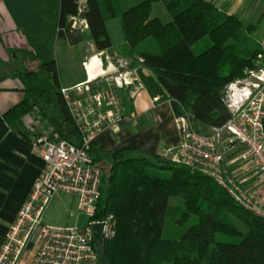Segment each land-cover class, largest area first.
<instances>
[{
    "label": "trees",
    "instance_id": "16d2710c",
    "mask_svg": "<svg viewBox=\"0 0 264 264\" xmlns=\"http://www.w3.org/2000/svg\"><path fill=\"white\" fill-rule=\"evenodd\" d=\"M154 1L121 10V0H59L56 40L74 48L117 50L130 67L141 58L175 116H187L197 132L223 125L230 117L226 85L264 67V48L249 41L257 24L243 23L207 0H160L170 15L162 22L150 17ZM75 17L86 29L73 26ZM147 38L158 53L136 49ZM202 40L203 49L195 53L192 46ZM17 76L24 95L2 114L4 120L35 114L59 139L79 145L58 62L23 68ZM118 93L129 112L128 91ZM90 153L101 170L95 217L113 214L117 223L116 235L104 242V264H264V218L240 207L211 178L139 150L91 147ZM154 168L170 170L171 177ZM170 196H179L182 205L168 206ZM233 219L247 230L240 231Z\"/></svg>",
    "mask_w": 264,
    "mask_h": 264
},
{
    "label": "built area",
    "instance_id": "2783aa9c",
    "mask_svg": "<svg viewBox=\"0 0 264 264\" xmlns=\"http://www.w3.org/2000/svg\"><path fill=\"white\" fill-rule=\"evenodd\" d=\"M76 21L81 30L87 27L83 19L76 17L73 26ZM96 52L81 63L85 80L61 88L80 144L59 139L36 117L32 145L44 161V168L9 226L0 246V264H104L93 241L92 225L102 224L105 242L116 235L117 223L113 214L95 217L101 170L90 148L102 129L112 128L125 118L118 91L127 90L132 97L142 85L129 59L113 62V56L105 50ZM92 56H98L103 73H98L95 66L90 74ZM249 77L256 80L250 81ZM224 101L230 117L206 132L194 130L187 116L174 115L179 140L163 147L159 156L211 178L240 207L264 218V67L247 70L245 77L228 83ZM236 146L240 147L238 151L234 150ZM234 164L239 165L234 168ZM64 192L76 198L77 209L87 216L84 225L43 222L51 198Z\"/></svg>",
    "mask_w": 264,
    "mask_h": 264
},
{
    "label": "crops",
    "instance_id": "0c3cea01",
    "mask_svg": "<svg viewBox=\"0 0 264 264\" xmlns=\"http://www.w3.org/2000/svg\"><path fill=\"white\" fill-rule=\"evenodd\" d=\"M207 1L243 23L257 24L254 32L261 31L264 40V0ZM58 9L59 0H0V246L44 168V161L32 145L36 115H24L7 123L2 114L23 98L17 72L56 60ZM132 69L142 88L130 97L131 110L125 112L123 107L125 118L112 128L102 129L91 147L100 152L139 150L160 158L163 147L179 140L170 99L154 74L139 61ZM81 76H84L82 80ZM85 78L82 67V72L62 87H70ZM239 149L236 146L234 150Z\"/></svg>",
    "mask_w": 264,
    "mask_h": 264
},
{
    "label": "rangeland",
    "instance_id": "374dc122",
    "mask_svg": "<svg viewBox=\"0 0 264 264\" xmlns=\"http://www.w3.org/2000/svg\"><path fill=\"white\" fill-rule=\"evenodd\" d=\"M141 1L142 0H121V10H126ZM150 17H158L162 22H167L170 20V15L164 9L160 0L152 2ZM78 25L79 23L76 21L75 26L77 27ZM262 36L263 33H261V31L250 34V44L255 47L261 45L264 48V44H262L264 41H262ZM205 43L206 40H202L194 44L192 46V50L195 53L201 51ZM57 46L58 48L55 59L60 66L62 79L64 82L75 78L79 73H81L82 61L86 57L97 53L91 44H87L83 49L81 46L77 48H67L61 42H59ZM136 49L148 51L154 54L159 52L158 46L152 38H147L140 42ZM108 53L113 56V62H115L117 58H126L123 55H120L118 51L114 49H111V52ZM103 62L105 61L103 60ZM104 66H106V62ZM249 79L250 81L256 80L254 77H249ZM26 117H28V115ZM154 170L162 177H171L170 170L163 168H154ZM76 204V198L69 193L64 192L55 194L45 208L42 216L43 222L48 225H84V223L87 221V216L77 209ZM167 204L168 206H181L182 199L179 196H170L167 200ZM233 222L240 231L245 232L247 230L246 226L241 221L233 219ZM168 225L171 226L172 224L168 222Z\"/></svg>",
    "mask_w": 264,
    "mask_h": 264
},
{
    "label": "water",
    "instance_id": "95a60500",
    "mask_svg": "<svg viewBox=\"0 0 264 264\" xmlns=\"http://www.w3.org/2000/svg\"><path fill=\"white\" fill-rule=\"evenodd\" d=\"M93 229V241L95 246L97 247L98 253L103 261H104V251H105V243L102 236V224L101 223H94L92 225Z\"/></svg>",
    "mask_w": 264,
    "mask_h": 264
},
{
    "label": "bare ground",
    "instance_id": "6f19581e",
    "mask_svg": "<svg viewBox=\"0 0 264 264\" xmlns=\"http://www.w3.org/2000/svg\"><path fill=\"white\" fill-rule=\"evenodd\" d=\"M98 65V66H97ZM96 66V71L98 73H103V69L101 67H99V59L98 56H92L91 58V65H90V74H92L91 72V68ZM92 77V76H91Z\"/></svg>",
    "mask_w": 264,
    "mask_h": 264
},
{
    "label": "clouds",
    "instance_id": "9594fccd",
    "mask_svg": "<svg viewBox=\"0 0 264 264\" xmlns=\"http://www.w3.org/2000/svg\"><path fill=\"white\" fill-rule=\"evenodd\" d=\"M248 86H250V85H248ZM248 88L250 89V87H248ZM249 89H248V90H249ZM240 92L242 93V91H239V93H240Z\"/></svg>",
    "mask_w": 264,
    "mask_h": 264
}]
</instances>
